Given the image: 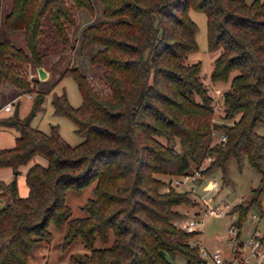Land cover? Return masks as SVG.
I'll list each match as a JSON object with an SVG mask.
<instances>
[{
	"label": "trees",
	"instance_id": "obj_1",
	"mask_svg": "<svg viewBox=\"0 0 264 264\" xmlns=\"http://www.w3.org/2000/svg\"><path fill=\"white\" fill-rule=\"evenodd\" d=\"M190 8L206 16L208 49L220 50L211 81H226L237 71L220 100L226 124L212 122L200 63H186L197 50ZM82 11L96 18L72 37L75 13ZM0 28L23 32L25 44L0 40V110L15 105L0 119V130L18 132L13 147L0 149V168L13 172L10 182L0 179V264L38 261L51 238L50 223L66 227L63 250L80 240L88 251L70 256L69 264H205L194 241L199 232L180 226V208L195 204L191 192L177 191L160 176L204 166L202 177L219 172L225 184L231 160H246L259 178L249 198L229 209L233 225L241 229L253 212L264 216V137L256 132L264 126V2L9 0ZM46 39L88 58L86 70L66 67L57 79L72 78L80 105L72 107L64 93L51 100L53 114L71 121L83 138L73 146L57 125L48 133L31 125L45 96L36 92L45 86L36 71L46 66ZM90 75L106 92L94 87ZM32 93L37 98L20 118L15 100ZM38 155L46 162L27 169L28 193L20 197L19 168ZM93 183L94 197L82 207L87 216L70 219L66 192Z\"/></svg>",
	"mask_w": 264,
	"mask_h": 264
},
{
	"label": "rangeland",
	"instance_id": "obj_2",
	"mask_svg": "<svg viewBox=\"0 0 264 264\" xmlns=\"http://www.w3.org/2000/svg\"><path fill=\"white\" fill-rule=\"evenodd\" d=\"M246 3H250L252 0H245ZM264 2V0H260ZM96 16L100 15V6L97 4ZM9 10V0L1 1L0 19L1 22L4 15ZM76 18L78 27L75 30H71L72 37H77L82 28L88 24L94 22L95 16H90L85 12H76ZM189 18L196 24L197 32L195 40L197 44V50L189 54L186 58L187 64L200 63V79L205 85L208 95L211 97L212 106V122L217 125L226 124L221 117L223 115V106L221 104V96L224 91H227L230 87L231 80L237 75V71H233L226 81L212 82L210 75L213 69L215 59L220 54V50H209L207 45V30H206V16L203 12L190 8L188 10ZM0 40H9L18 48L25 49L23 32H6L3 28H0ZM44 48L46 53L45 69L49 71V77L45 82V86L36 87V92H43V102L39 106V110L33 118L31 125L38 130L48 133L51 125H57L59 128L60 136L70 145H76L80 143L83 138L74 133V125L67 118L56 116L53 114V108L51 106V100L53 95L66 94L69 104L77 108L81 103V97L78 92L76 83L70 77H64L57 81L60 73L66 67L78 66L84 70L89 67L88 58L79 56L76 51L69 45L66 49H61L52 42L46 39L44 41ZM50 68H53L51 70ZM91 83L94 87L102 92H106L103 84L94 77L89 76ZM50 89V91H49ZM37 98V93L31 95H22L18 100H15L18 104V116L20 118L25 117L34 101ZM15 111V105H10V111L4 112L3 108L0 110V119L9 115H12ZM256 132L264 137V126L258 125ZM18 136V132L14 128H8L0 130V149H8L14 146L15 139ZM163 141V140H162ZM45 159L42 156H35L27 165L19 168V176L17 177L18 194L22 189H27L24 177L27 169L34 163L45 164ZM195 169L192 168L189 174L193 173ZM0 179L8 183L13 179V172L11 168H0ZM160 179L170 187H174L177 191H189L191 199L195 201L194 205H188L180 208V213L184 215L180 226L184 227L190 218H194L198 225L196 229L199 235L194 240L201 248L206 249L208 252L218 250L222 260L228 264H234V258L238 260V255H241L237 251V256L234 254L232 244L230 241V234L228 228L231 224V218L228 215L223 217H212L209 215L204 216L206 204L204 205L199 197H202L206 202L210 204V200L213 199L216 203L226 202L229 209H232L239 203H244L250 195L251 189L257 187L259 178L256 172L248 165L244 160L241 165H238L235 160H231L228 165V182L223 184L221 175L219 172L207 174L204 177H200L199 184L195 187V192H192L190 188L191 183L185 182L180 186H172L174 180L179 177L160 176ZM198 179V180H199ZM197 180V181H198ZM215 180L219 184V190L215 192H208V183ZM94 183L84 188L81 192L68 190L66 192V204L69 206L71 213L70 219L84 218L87 213L83 210V206L89 199H93ZM20 196V195H19ZM21 197V196H20ZM26 197V196H25ZM264 197V191L261 195V199ZM261 205L264 209V202L262 200ZM4 202L0 200V209L3 208ZM250 226L251 224L246 222ZM251 227V226H250ZM48 230L51 233V238L48 243L38 252V261L31 264H69V258L73 255H85L88 251L84 248L80 240L74 242L67 249L63 250L61 242L63 241L66 233V227L58 230L53 223H50ZM247 232L242 229L240 233V240H244ZM112 240V239H111ZM110 240V241H111ZM96 248H101L102 245L99 241L96 242ZM244 256H247V251L243 252ZM206 264H214L210 259H207Z\"/></svg>",
	"mask_w": 264,
	"mask_h": 264
},
{
	"label": "built area",
	"instance_id": "obj_3",
	"mask_svg": "<svg viewBox=\"0 0 264 264\" xmlns=\"http://www.w3.org/2000/svg\"><path fill=\"white\" fill-rule=\"evenodd\" d=\"M3 110L5 112L10 111V105L4 106ZM225 138L222 137L221 141H224ZM204 166L199 167L193 171L191 174H184L179 176V179L172 182V186H180L185 182L191 183L190 188L192 192H195L196 182L201 177V172L203 171ZM219 190V184L212 180L208 183V192H215ZM199 200L205 205L206 208L204 211V216L209 215L212 217H223L228 215L229 207L226 202L216 203L213 199L206 202L202 197H199ZM264 202V197H263ZM231 224L228 228L230 234V241L232 244V249L234 254L241 253L240 258L236 260L234 258V264H264V216H260L258 213L253 212L249 215L246 222L250 223L251 227L248 225H243L241 229H238L233 223L236 221V216L231 215ZM245 222V224H246ZM197 221L194 218H190L187 224L184 226V229L187 232H192L196 230ZM244 230L247 232V235L244 240H240V233ZM247 251L248 255L244 256L243 252ZM200 256L202 260L207 263V259H210L214 264H225V261L222 260L220 252L218 250L213 252H208L206 249H200Z\"/></svg>",
	"mask_w": 264,
	"mask_h": 264
},
{
	"label": "water",
	"instance_id": "obj_4",
	"mask_svg": "<svg viewBox=\"0 0 264 264\" xmlns=\"http://www.w3.org/2000/svg\"><path fill=\"white\" fill-rule=\"evenodd\" d=\"M36 73L38 80L41 82L46 81L49 77V73L44 68H38Z\"/></svg>",
	"mask_w": 264,
	"mask_h": 264
},
{
	"label": "crops",
	"instance_id": "obj_5",
	"mask_svg": "<svg viewBox=\"0 0 264 264\" xmlns=\"http://www.w3.org/2000/svg\"><path fill=\"white\" fill-rule=\"evenodd\" d=\"M5 112V111H4ZM27 193H28V189H22V191L20 192V196L21 197H25L26 195H27ZM197 230V229H196ZM228 261V260H227Z\"/></svg>",
	"mask_w": 264,
	"mask_h": 264
}]
</instances>
